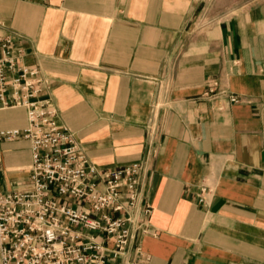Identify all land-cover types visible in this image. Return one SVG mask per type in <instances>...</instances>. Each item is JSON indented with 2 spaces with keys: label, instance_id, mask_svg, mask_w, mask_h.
Returning a JSON list of instances; mask_svg holds the SVG:
<instances>
[{
  "label": "crops",
  "instance_id": "0c3cea01",
  "mask_svg": "<svg viewBox=\"0 0 264 264\" xmlns=\"http://www.w3.org/2000/svg\"><path fill=\"white\" fill-rule=\"evenodd\" d=\"M5 37L92 162L146 161V231L109 264H264V0H0ZM4 97L0 128H25ZM31 162L0 141V190Z\"/></svg>",
  "mask_w": 264,
  "mask_h": 264
},
{
  "label": "built area",
  "instance_id": "2783aa9c",
  "mask_svg": "<svg viewBox=\"0 0 264 264\" xmlns=\"http://www.w3.org/2000/svg\"><path fill=\"white\" fill-rule=\"evenodd\" d=\"M38 72L22 62L21 50L5 37L0 99L8 104L4 95L10 86L15 104L28 109V124L0 128V141L30 140L32 162L26 188L0 190V264H109L106 244L113 242L117 256L146 231L151 211L141 203L146 161L99 168L59 123L51 101L32 99L39 91Z\"/></svg>",
  "mask_w": 264,
  "mask_h": 264
}]
</instances>
